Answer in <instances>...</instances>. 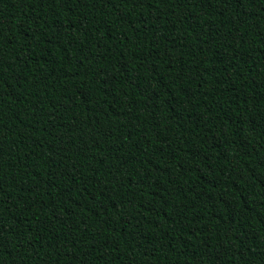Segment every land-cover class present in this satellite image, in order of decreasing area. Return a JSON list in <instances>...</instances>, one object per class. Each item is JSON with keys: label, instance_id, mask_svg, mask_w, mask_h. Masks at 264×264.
<instances>
[{"label": "trees", "instance_id": "1", "mask_svg": "<svg viewBox=\"0 0 264 264\" xmlns=\"http://www.w3.org/2000/svg\"><path fill=\"white\" fill-rule=\"evenodd\" d=\"M0 264H264V0H0Z\"/></svg>", "mask_w": 264, "mask_h": 264}]
</instances>
